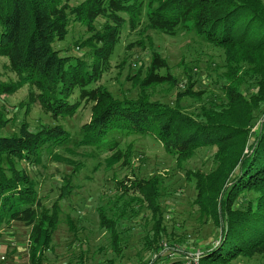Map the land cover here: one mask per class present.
I'll return each mask as SVG.
<instances>
[{"label":"rangeland","instance_id":"1","mask_svg":"<svg viewBox=\"0 0 264 264\" xmlns=\"http://www.w3.org/2000/svg\"><path fill=\"white\" fill-rule=\"evenodd\" d=\"M149 1L142 0L134 22L129 14L107 9L87 26L80 22L77 11L84 0H61L58 10L67 17V35L54 37L52 49L62 57L92 64L91 50L109 44L110 36L105 40L99 36L111 29V53L89 88L106 92L114 100H147L169 107L180 104L196 117L203 103L223 96L219 88L226 70L224 51L187 26L172 34L152 28L147 17ZM17 82L8 59L0 56V137L17 134L21 124L32 133L60 126L69 136L58 144L45 145L30 162L1 158L0 167L8 177L11 167L15 176L27 177L33 183L39 210L56 209L42 264H146L155 258L144 245L153 236L155 218L168 234V240L158 244L168 263L186 264L201 256L207 246L218 245L217 228L211 220L199 218L194 203L196 181L192 178L194 173L207 176L217 167L216 147L198 148L179 161L152 137L124 131L111 132L100 145L86 146L81 144L83 126L93 117L96 100L81 97L75 89L69 98L71 104H77L75 112L57 115L41 105L39 91L27 84L8 91ZM246 89L245 84V93ZM187 90L196 97L185 96ZM262 122L264 112L252 132H257ZM245 153H250L249 147ZM152 179L158 193L155 218L142 197L131 190L133 182ZM123 185L129 188L125 194ZM257 198V194L248 193L245 200ZM122 201L129 202V208L117 219L114 211L122 208ZM98 210L115 222V243L111 232L100 225ZM31 229L32 225L19 220L0 225V264H30ZM229 264H264V255L238 257Z\"/></svg>","mask_w":264,"mask_h":264},{"label":"trees","instance_id":"2","mask_svg":"<svg viewBox=\"0 0 264 264\" xmlns=\"http://www.w3.org/2000/svg\"><path fill=\"white\" fill-rule=\"evenodd\" d=\"M60 1L0 0V56L8 59L18 77L8 91L27 84L39 91L41 105L57 115L75 112L77 104L69 102L75 89L80 90L81 97L96 100L98 107L83 126L81 144L86 146L100 145L111 132L124 131L152 137L179 161L192 156L198 148L216 147L217 167L207 176L192 175L199 218L211 220L220 238L217 246L203 250L199 264H229L238 257L264 255V122L257 132H252L256 119L264 112V1L148 2L147 17L152 28L172 34L178 27L187 26L205 42L224 51L226 70L219 88L223 96L203 103L196 117L186 113L180 104L169 107L147 100H114L106 92L90 89L102 62L111 53L114 32L108 29L99 36L102 40L110 36L111 40L91 50L92 64L60 56L51 46L54 37L62 39L67 35L68 20L58 10ZM141 8L142 0H84L77 11L80 22L90 26L107 9L129 14L134 22ZM183 93L196 97L191 90ZM67 137L60 126L32 133L21 124L17 134L0 137V163L3 156L30 162L42 147ZM9 170L8 177L0 167V225L11 220L32 225L30 264H42L56 222V209L39 210L33 183L27 177L15 176L11 167ZM155 185L154 179L131 184L132 192L142 197L154 218L158 212ZM121 190L125 194L129 188L123 185ZM248 193L258 198L246 201ZM122 203V208L114 211L117 219L123 218L129 208V202ZM98 213L100 225L111 232L115 243V222L107 220L102 210ZM161 223L159 218L152 220L153 236L144 245L155 258L146 264L168 263L158 247L159 242L168 240Z\"/></svg>","mask_w":264,"mask_h":264},{"label":"built area","instance_id":"3","mask_svg":"<svg viewBox=\"0 0 264 264\" xmlns=\"http://www.w3.org/2000/svg\"><path fill=\"white\" fill-rule=\"evenodd\" d=\"M133 66L136 67L135 64H133ZM199 257H200V256L198 255V256L195 257L194 259H192V260H190V261L188 260V262H187L186 264H199V263H198V261H199ZM182 264H185V262H183Z\"/></svg>","mask_w":264,"mask_h":264}]
</instances>
